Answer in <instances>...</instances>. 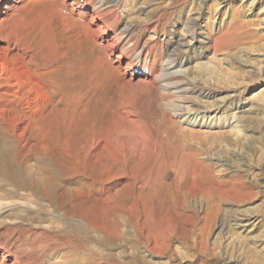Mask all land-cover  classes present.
Here are the masks:
<instances>
[{
    "label": "rangeland",
    "instance_id": "374dc122",
    "mask_svg": "<svg viewBox=\"0 0 264 264\" xmlns=\"http://www.w3.org/2000/svg\"><path fill=\"white\" fill-rule=\"evenodd\" d=\"M72 1L0 0V25L14 32L32 50L34 68L39 70L45 66L53 73L52 83H46L50 87L49 100L34 106L39 112L34 120V132L36 136H44L48 143L56 141L58 145L57 150L47 156L35 152L32 156L21 157V160L15 143L4 135L0 126V187L31 195L30 204L19 198L9 200L14 205L10 207V215L18 213V217L6 218L3 225L4 229H9L6 236L14 239L12 244L17 242L19 245L21 243L16 238L20 235L21 240L31 239L38 232V226L54 223L68 237L80 241L82 247L85 244L94 246L109 264L113 261L115 264H264V172L259 171L256 164H262L260 158L264 157V85L256 87V82L264 79V0H186L185 7L171 15L162 26L158 48L164 52L171 39L170 30H175L177 37L185 41L191 37L200 38L201 32L215 30L220 21L227 25L232 9L239 8L242 20L249 23L251 30L260 37L259 43L239 42L229 46L231 37L223 36L217 41L219 52L214 54L211 50H203L206 58L202 62L207 66H211L215 59L220 60L224 79L219 82L213 75L203 71L198 73L195 68L189 72L186 70L189 81L185 84L191 92L187 94L190 99L179 102L182 107L198 109L210 96V105L215 112L211 111L208 121L215 119L220 124L226 123L221 131L237 125L233 120L230 121L233 125L228 126L226 121L236 103H249L246 113L258 117L254 124H247L242 119L239 125H242V129L239 127L242 143L237 146L223 143L220 147L224 156L215 160L228 176L235 174L236 167L245 170L248 179L257 183L252 190L253 198L250 201L220 202L216 214L209 220L203 218L208 206L191 200L198 222H194L179 200L160 202L153 197L154 187L165 174L164 168L155 162L160 148L156 124L152 120L158 115L155 108L158 94H136L145 86L125 89L122 81L112 76L108 51L100 46L86 26L87 17L79 6L82 0H76L73 7ZM169 2L124 0L121 15L125 20L137 9L149 13ZM225 5L227 7L223 8ZM200 6L204 11L199 19L188 25ZM128 20L135 25V30H139L141 24ZM145 36H152L149 25L145 28ZM186 53L182 55H191V52ZM128 105L138 116L122 118L129 109ZM182 111L187 112L186 109ZM99 137H107L111 146L94 147L93 150ZM142 140H147L149 147L143 156H133L136 154L133 149ZM207 146H212L211 139L207 140ZM255 147L261 152L253 154ZM147 159H150L148 163ZM98 175L103 176L102 180L114 177L102 185L107 191L106 196L105 193L97 194L92 203L85 198L75 201V190L82 189L94 178L95 181L96 177L99 180ZM174 176L173 172L168 173L163 181L170 183ZM97 187L96 191L101 186ZM179 192L181 188L177 189L175 196ZM247 192L246 188L234 187L230 194L241 197ZM107 196L113 198L105 205L101 199ZM133 203L138 204L140 212L127 216L124 230L128 229L126 232L132 234L135 231L132 226L141 218L143 236L146 241L151 240L150 244L146 242L149 248L140 246L141 259L130 247L121 248L115 237L117 228L113 215ZM59 208L68 213L62 214ZM9 219L18 223L19 228L11 229ZM204 224L207 226L203 232L201 227ZM88 233L91 234L89 240ZM109 256L115 257L109 259Z\"/></svg>",
    "mask_w": 264,
    "mask_h": 264
},
{
    "label": "bare ground",
    "instance_id": "6f19581e",
    "mask_svg": "<svg viewBox=\"0 0 264 264\" xmlns=\"http://www.w3.org/2000/svg\"><path fill=\"white\" fill-rule=\"evenodd\" d=\"M75 1H72V7ZM82 2L79 6L82 7L84 16L87 17L88 23L86 26L89 33L91 32V35L99 42L100 46L108 51L112 76L122 81L125 89L144 85L145 88L138 91V93L136 92V94L144 93L148 95L154 92L158 94L155 107L158 115L152 121L155 122L159 135L158 146L160 151L158 157L154 156L156 157V164L160 165V168H164L165 174L163 173L160 183H157L158 185L154 187L153 197L160 202L179 200L184 209L194 218V222H198V216L195 213V207L190 203L191 200L203 202L208 206L203 217L204 220H209L216 214L220 202L224 201L223 203H225L227 200L234 202L250 201L253 198L252 190L257 186L256 181L248 179L246 173H244L245 170H240L238 167H236L234 175L228 176L221 167L217 166L219 163H215V160L217 161L218 158L224 156V150L221 148L224 145L223 143L229 146H237L242 143L240 134L242 125L239 126L242 119L247 124L257 122L258 117L246 113V107L249 103H236L231 107L232 114H228L226 121H228V126L233 125V123L230 124V121L233 120V122H237V125L225 131L221 130L226 126V123L220 124L219 120L215 119L208 121L211 111L215 112V108L210 105L212 103L210 96L206 97V101L202 102L203 106H199L198 109L185 108L179 103L190 99L187 94L191 90L186 87L185 82L189 81L187 72L192 68L197 69L198 73L203 71L206 74L213 75L217 82L224 79L219 67L220 60L215 59L211 66H207L206 63L202 62L206 58L203 50H211L214 54L219 52L217 41L223 36L231 37H228L229 42L227 45L229 46H234L239 42L243 44L257 43L260 40V37L251 30L250 24L242 20L241 10L239 8L232 9L230 22L227 25H225L226 23L222 24L220 21L215 25V30H209L205 34L201 32L199 34L200 38L191 37L189 41H185L177 37L175 30H170L171 39L167 41L166 49L162 52L158 46L160 36L163 34L164 21L183 9L186 0H170L165 6L160 5L161 7H156L154 10H150L149 13L137 9L135 13L127 15L125 20L121 15L124 0H82ZM225 7L227 6L225 5L223 8ZM203 11L204 9L200 6L194 11L187 24H195ZM142 15L145 18H141ZM128 18L138 25L141 24L139 30L134 29L135 25L130 24ZM150 20L154 21L149 23ZM147 25L152 31V36L149 38L145 36ZM18 37L14 32L0 25V126L4 135L10 137L15 143L19 159L32 156L35 152L47 156L52 150H57L58 145L56 141L48 143L42 135L36 136L34 120H36L39 112L34 109V106L40 101L46 102L49 100L50 87L48 85L52 83L51 75L53 73L47 71L45 66L39 68V70L34 68L35 58L32 50ZM162 46L161 44L160 47L162 48ZM255 46L253 45V47ZM186 52H191V55H182ZM256 83V87L264 85V79H259ZM55 86L60 89L58 85ZM127 108L129 109L122 114V118L125 116L127 119H132V117L138 116L130 105ZM184 109L187 112L181 113ZM215 129L216 132L210 133ZM208 139L212 141L210 147L207 146ZM144 140L137 142L133 149V153L136 154H133V156L142 155L146 147H149L147 146L149 142L147 140L143 142ZM109 143L107 137H99L97 141L95 140L93 150H95L94 147L97 149L102 146H111ZM217 146H221V149ZM60 151L59 153L62 152ZM252 152L257 154L261 151L255 147ZM260 159L263 163L256 162V164L259 166V171L264 172V157L261 156ZM149 160L147 159L146 162L148 163ZM172 172L175 174L173 180L170 183H167L168 181L164 182L163 180L166 179L168 173L171 174ZM98 176L99 180L96 177L95 181L94 178L92 179L93 182H89L86 186L83 185L82 189L75 190V201L85 198L92 203L97 194L103 195L105 193L106 196L107 191L103 189L102 185L114 179V177L102 180L104 179L103 176ZM97 186H101L98 191H96ZM234 187L236 189L246 188L249 192L246 193L247 195L244 194V197L232 195L230 191ZM178 188H181V192L178 196H175ZM118 192L121 193V190ZM15 198H19L25 204L31 203L30 194L24 192L18 194L14 189L10 188L8 190L0 187V264H109L101 254L102 252L99 253L94 246L85 244L82 247L80 241L68 237L66 232L55 226L54 223L53 225L50 223V225L38 226V232L35 235L31 234V239L21 240L20 235L16 239L21 244L17 245V242L12 244L14 239L9 238L10 235L6 236L9 229H4L3 225L6 218L18 217V213L10 215L11 208L14 205L9 200H15ZM111 198L113 197L107 196L101 201L106 205ZM59 210L64 215L68 213L63 208H59ZM115 211L117 212V210ZM135 212H140L137 203H133V206H129L126 210L122 208L121 211L113 215L117 228V236L115 237L121 248L130 247L132 252L138 255V259H141L140 246L146 245L149 248L150 245H147L146 242L150 244L151 241H146V237L143 236L141 218H138L134 225L132 224L135 230L133 231L134 234L133 232L132 234L126 232L128 229L124 230L128 222L127 216ZM9 220L10 225L13 226H11V229L15 226L19 228L18 223L14 224L11 222L12 219ZM10 225L6 226L10 228ZM205 226L207 225L204 224L201 227L203 232L206 231L204 230L206 229ZM90 235L88 233L87 240L90 239ZM114 257L109 256L108 258L112 259ZM102 260H105V262ZM111 264H115L114 261Z\"/></svg>",
    "mask_w": 264,
    "mask_h": 264
}]
</instances>
